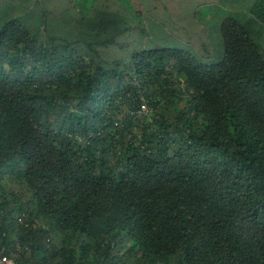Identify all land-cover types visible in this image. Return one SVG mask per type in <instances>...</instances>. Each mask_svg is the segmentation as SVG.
Returning <instances> with one entry per match:
<instances>
[{"label":"trees","instance_id":"obj_1","mask_svg":"<svg viewBox=\"0 0 264 264\" xmlns=\"http://www.w3.org/2000/svg\"><path fill=\"white\" fill-rule=\"evenodd\" d=\"M175 2L179 27L135 0H0L16 262L264 264V0Z\"/></svg>","mask_w":264,"mask_h":264},{"label":"rangeland","instance_id":"obj_2","mask_svg":"<svg viewBox=\"0 0 264 264\" xmlns=\"http://www.w3.org/2000/svg\"><path fill=\"white\" fill-rule=\"evenodd\" d=\"M144 10L145 13H153L154 14V10H155V14L156 16H160L161 18L164 19V21H170L172 22L171 25H173L174 27L176 26H180L182 21H180V19H182V16H179L176 12L177 6H179L178 3L175 2V0H135ZM181 1V0H178ZM191 1V4H194L196 1H198V4L201 5H206L209 2H212V0H188ZM232 5H234V7H238V9H242L244 8V5L248 4V3H252L253 0H232ZM204 2V3H202ZM197 16V20H199V17H201L204 20H209L211 13H209L207 16H205L204 14L201 15L200 12L196 13ZM179 20L177 23H175V20ZM186 20L188 23V17L186 16ZM200 21V20H199ZM196 23L197 28H202L204 27V25L202 23ZM166 23V22H165ZM195 36L199 37L197 34H195ZM203 42L204 40H200V41H196L197 45H201V47H203ZM211 47L214 48V53H218L216 54L214 57H212V59L214 60H218L221 58V54H222V50H223V45L221 43V41L216 37V35H214L211 39ZM212 48V49H213ZM201 59H204L203 57H201ZM145 111H150L148 104L146 103L144 105V109Z\"/></svg>","mask_w":264,"mask_h":264},{"label":"built area","instance_id":"obj_3","mask_svg":"<svg viewBox=\"0 0 264 264\" xmlns=\"http://www.w3.org/2000/svg\"><path fill=\"white\" fill-rule=\"evenodd\" d=\"M0 264H20L5 253V248H0Z\"/></svg>","mask_w":264,"mask_h":264}]
</instances>
